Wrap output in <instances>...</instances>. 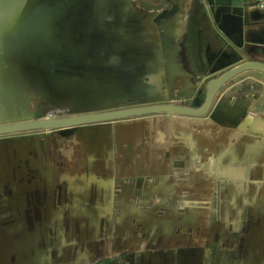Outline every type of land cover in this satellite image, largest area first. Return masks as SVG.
Segmentation results:
<instances>
[{
	"label": "crops",
	"instance_id": "obj_1",
	"mask_svg": "<svg viewBox=\"0 0 264 264\" xmlns=\"http://www.w3.org/2000/svg\"><path fill=\"white\" fill-rule=\"evenodd\" d=\"M102 11L108 43L132 38L139 45L132 57L139 59V68L147 60L154 76L141 90L148 100L142 105L171 104L182 97L193 100L195 108L203 106L212 80L236 60L228 46L247 62L264 64V10L249 13L244 38L222 32L208 0H108ZM5 53L8 45L1 57ZM126 55L124 46L119 58ZM243 76L251 84L243 83L237 94L219 92L208 117L127 122L125 128L134 132H117L114 161L99 163L87 150L71 152L68 164L63 155L69 151L55 150L54 174L49 165L43 168L44 192L71 189L74 201L79 186L77 204L82 205L71 216L87 220L99 217L91 207L112 196L108 218L122 220L117 243L111 237L97 241L99 257L90 264H264V103L258 104L264 101V73ZM1 182L3 189L18 192L31 185L16 175ZM130 186L133 197H128ZM22 200L29 201L28 195ZM140 242L146 244L137 248ZM72 250L78 253L79 244Z\"/></svg>",
	"mask_w": 264,
	"mask_h": 264
},
{
	"label": "water",
	"instance_id": "obj_2",
	"mask_svg": "<svg viewBox=\"0 0 264 264\" xmlns=\"http://www.w3.org/2000/svg\"><path fill=\"white\" fill-rule=\"evenodd\" d=\"M106 2L0 0V180L10 181L16 175L31 181L25 192L0 185V264H90L99 257L94 253L101 244L97 241L110 237L114 243L118 241L122 220L108 218L114 208L112 196L91 207V214L99 217L87 220L71 216L82 205L77 204L79 186H75V202L71 189L52 192L54 187H49L44 192L43 168L49 165L54 174L58 161L55 150L69 151L63 155L68 164L73 161L71 152L87 150L99 157V163L114 161L117 132H134L125 128L127 122L151 116L208 117L219 92L237 94L243 83L252 82L243 75L264 73V64L247 62L228 46L234 55L237 53L236 60L212 80L203 106L195 108L193 100L182 97L171 104L142 105L148 100L142 98L141 90L154 76L145 65L147 60L139 68V59L132 57L139 48L132 38L108 43V27L102 26L107 17L102 11ZM208 2L213 21L228 37L234 32L244 38V28L250 26L245 25L249 13L264 10L260 0ZM7 45L9 54L1 57ZM124 46L127 55L119 58ZM119 68L124 75L115 74ZM105 69L111 74H104ZM262 103L260 99L258 104ZM132 191L130 186L128 197H133ZM25 194L30 202L22 200ZM69 208L73 212L66 213ZM74 240L79 244L78 253L72 250ZM144 244L138 243L137 248Z\"/></svg>",
	"mask_w": 264,
	"mask_h": 264
},
{
	"label": "built area",
	"instance_id": "obj_3",
	"mask_svg": "<svg viewBox=\"0 0 264 264\" xmlns=\"http://www.w3.org/2000/svg\"><path fill=\"white\" fill-rule=\"evenodd\" d=\"M260 1L261 2H260V5L259 6H260L261 9H264V0H260Z\"/></svg>",
	"mask_w": 264,
	"mask_h": 264
}]
</instances>
